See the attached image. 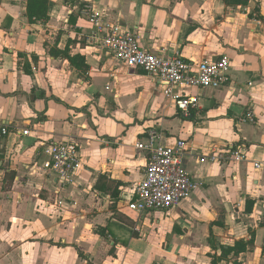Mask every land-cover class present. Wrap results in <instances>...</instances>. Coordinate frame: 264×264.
Segmentation results:
<instances>
[{
	"label": "crops",
	"instance_id": "0c3cea01",
	"mask_svg": "<svg viewBox=\"0 0 264 264\" xmlns=\"http://www.w3.org/2000/svg\"><path fill=\"white\" fill-rule=\"evenodd\" d=\"M86 6L148 52L226 56L229 83L185 89L198 105L184 115L157 80L91 45ZM25 12L26 0H0V264H264V0H48L36 23ZM151 129L159 145L185 143L182 166L204 184L137 214L127 204L147 153L135 145ZM64 141L81 157L66 184L40 170L42 146ZM211 152L222 159L199 161ZM99 176L117 196L94 189ZM242 241L237 257L222 254Z\"/></svg>",
	"mask_w": 264,
	"mask_h": 264
},
{
	"label": "built area",
	"instance_id": "2783aa9c",
	"mask_svg": "<svg viewBox=\"0 0 264 264\" xmlns=\"http://www.w3.org/2000/svg\"><path fill=\"white\" fill-rule=\"evenodd\" d=\"M82 13L93 28L91 45L111 54L119 63L129 68H138L157 80L162 86L163 96L184 115L198 105L197 97L185 95V89H219L229 83L230 62L226 56L215 61L195 63L185 61L178 52L171 55L166 51L151 53L141 48L135 33L105 20L103 13L92 6H86ZM243 121L254 123L255 119L248 113ZM21 133L27 135L28 131ZM2 134H6V126L2 129ZM158 136L154 129L147 130L144 138L135 145L137 149L147 153L144 178L133 190L132 198L127 204L128 209L137 214L167 211L177 207L204 184L192 179L182 166L185 143L177 141L173 147L162 146L156 143ZM41 154L44 160L40 164V170L47 178L56 182H70L81 168L80 148L74 141L44 144ZM221 159V154L211 152L199 161L213 163ZM231 159L236 162L244 161L246 155L233 150ZM254 166L261 169L264 168V163H255Z\"/></svg>",
	"mask_w": 264,
	"mask_h": 264
},
{
	"label": "trees",
	"instance_id": "16d2710c",
	"mask_svg": "<svg viewBox=\"0 0 264 264\" xmlns=\"http://www.w3.org/2000/svg\"><path fill=\"white\" fill-rule=\"evenodd\" d=\"M224 1L226 5H230V4L235 5L237 3L239 4V3L246 2V0H224ZM47 9H48V0H26L25 16L29 23L46 21L48 19ZM51 55L56 57L57 53L51 52ZM68 59L72 66H75L76 68H79V69L86 68L80 65L78 61H76L78 57H68ZM94 189L98 190L99 192L109 194L112 197H115L118 195V193L116 192L117 183L109 180L106 176H99L94 186ZM248 245H249V242H244V241L237 242L234 247L223 248L222 254L228 256L231 253H233V255L237 257L240 253L246 250V247ZM212 264H215L214 260Z\"/></svg>",
	"mask_w": 264,
	"mask_h": 264
}]
</instances>
